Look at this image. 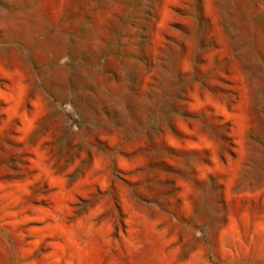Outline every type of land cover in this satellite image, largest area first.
<instances>
[{
    "label": "rangeland",
    "instance_id": "1",
    "mask_svg": "<svg viewBox=\"0 0 264 264\" xmlns=\"http://www.w3.org/2000/svg\"><path fill=\"white\" fill-rule=\"evenodd\" d=\"M0 264H264V0H0Z\"/></svg>",
    "mask_w": 264,
    "mask_h": 264
}]
</instances>
